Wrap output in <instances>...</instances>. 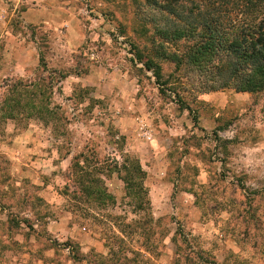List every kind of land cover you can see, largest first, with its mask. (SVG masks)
Wrapping results in <instances>:
<instances>
[{"label": "rangeland", "instance_id": "1", "mask_svg": "<svg viewBox=\"0 0 264 264\" xmlns=\"http://www.w3.org/2000/svg\"><path fill=\"white\" fill-rule=\"evenodd\" d=\"M165 3L0 0V104L44 78L59 113L0 111V264H264V81ZM41 4L60 30L25 22Z\"/></svg>", "mask_w": 264, "mask_h": 264}, {"label": "trees", "instance_id": "2", "mask_svg": "<svg viewBox=\"0 0 264 264\" xmlns=\"http://www.w3.org/2000/svg\"><path fill=\"white\" fill-rule=\"evenodd\" d=\"M177 5L185 8L189 28L201 33L195 45H220L228 48L238 59L240 70L251 68L253 74L247 78L248 85L254 86L256 82L264 81V0H167L163 6L176 14ZM40 56V65L47 70L48 64L42 51ZM240 72L244 74L243 71ZM62 77L63 75L60 76ZM42 81L46 82L44 78L34 82L10 80L6 84L5 95L0 104L2 117L20 120L36 116L47 124H54L55 121L51 120L59 114L54 107H50L54 80L45 84ZM49 87L50 95L45 97L44 89ZM84 160V165H75L76 176L72 172L84 197H111L101 188L96 193L91 189L93 180L91 172L87 171L88 157ZM116 164L110 171L116 170L119 173L127 185V190L136 189L137 185L138 189L142 188V183H133L131 170L126 163L121 162L120 166L119 163ZM139 169V173L143 175L140 166Z\"/></svg>", "mask_w": 264, "mask_h": 264}, {"label": "crops", "instance_id": "3", "mask_svg": "<svg viewBox=\"0 0 264 264\" xmlns=\"http://www.w3.org/2000/svg\"><path fill=\"white\" fill-rule=\"evenodd\" d=\"M23 18L25 22L37 25L45 24L52 29L60 30L67 21L64 18L63 13L52 9L49 4H41L33 8H29L23 12ZM69 24V23H68ZM72 29L74 27L72 25Z\"/></svg>", "mask_w": 264, "mask_h": 264}]
</instances>
